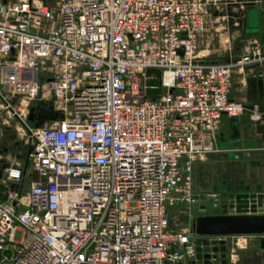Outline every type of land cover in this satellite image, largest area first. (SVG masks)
<instances>
[{
  "label": "built area",
  "instance_id": "obj_1",
  "mask_svg": "<svg viewBox=\"0 0 264 264\" xmlns=\"http://www.w3.org/2000/svg\"><path fill=\"white\" fill-rule=\"evenodd\" d=\"M237 4L0 0V113L31 141L25 169L6 163L0 180V264L194 258L198 237L169 229L168 206H198L196 217L209 216L203 200L218 208L221 195L193 193L191 165L223 151L222 115L264 127V104L229 96L234 75L264 81V36L245 38L242 53L224 62L198 49L209 16L229 19ZM37 101L62 118L34 128L27 117Z\"/></svg>",
  "mask_w": 264,
  "mask_h": 264
},
{
  "label": "rangeland",
  "instance_id": "obj_2",
  "mask_svg": "<svg viewBox=\"0 0 264 264\" xmlns=\"http://www.w3.org/2000/svg\"><path fill=\"white\" fill-rule=\"evenodd\" d=\"M209 25L199 42L205 44L204 40L209 41V49L213 51L209 56L212 61L224 62L228 58L237 57L242 53L245 42L244 35L236 39L235 42L230 39V49L223 51L218 46L217 35H214L212 28L210 30ZM225 41L227 40L225 39ZM198 49L201 50L203 47ZM237 77L239 76H233V88L235 87L234 80L238 79ZM259 100L261 101L254 103L264 104L263 96ZM239 126L238 140L230 141L218 135L217 142L223 151L209 154L203 159L192 162L193 193L201 196L218 194L222 197L218 208L214 209L207 200L202 201L204 206L208 208L209 216L251 214L259 202L264 203V127L252 123L248 116L241 117ZM0 142V160L11 166H20L25 169L26 154L31 147L26 129L18 124H14L9 129L3 128V136ZM27 183L28 178L25 175L22 183L23 189L26 188ZM237 195L246 196L237 202ZM197 213L198 206L193 208L186 203H175L168 206L169 229L175 232L190 230L191 218L196 217ZM260 252L252 247L241 263L243 264L245 261V264H257L259 261L264 264V253Z\"/></svg>",
  "mask_w": 264,
  "mask_h": 264
},
{
  "label": "water",
  "instance_id": "obj_3",
  "mask_svg": "<svg viewBox=\"0 0 264 264\" xmlns=\"http://www.w3.org/2000/svg\"><path fill=\"white\" fill-rule=\"evenodd\" d=\"M242 3V7L247 4ZM253 2V1H250ZM239 9V4L236 6ZM230 22L232 18H238V22L246 24L245 19L239 20L240 13L229 12ZM180 52H182L180 50ZM152 78L146 81L150 96L157 95L158 79L157 72L151 71ZM232 96L231 94L229 95ZM262 108H260V111ZM62 118V114L53 109L51 102L37 101L30 107L28 121L34 128L41 127L45 122L56 121ZM240 126L238 117L228 118L225 114L221 117L220 136L237 140L239 138ZM3 170L0 169V180ZM6 188L0 183V198L6 200ZM4 192V193H3ZM246 195H237V202ZM253 196V195H252ZM191 232L198 237L195 241L194 258L187 264H230L228 263V247L224 240H208L206 237H230V236H255L264 235V203L259 202L258 206L252 210L251 214H233V215H213L198 216L191 219Z\"/></svg>",
  "mask_w": 264,
  "mask_h": 264
},
{
  "label": "crops",
  "instance_id": "obj_4",
  "mask_svg": "<svg viewBox=\"0 0 264 264\" xmlns=\"http://www.w3.org/2000/svg\"><path fill=\"white\" fill-rule=\"evenodd\" d=\"M237 2L245 3H253L251 5H246L245 7H239V9L232 8V13H240L239 20L245 19L246 24L238 22V18H232V23L230 19L225 18V13H216L213 12L211 16H209L207 21L208 25L213 29L214 35L218 38V46L222 48V50H226L230 48V39L233 42L236 39L240 38L244 35L245 38L247 37H263L264 36V0H236ZM253 1V2H250ZM204 36V35H203ZM202 36V37H203ZM201 38V37H200ZM199 38V39H200ZM225 39L227 41H225ZM205 41V44H202L198 40V48L203 47L200 51L208 56V59L211 60L209 57L213 51L209 49V41ZM202 40V42L204 43ZM229 42L228 45H226ZM203 46H202V45ZM201 45V46H200ZM229 47V48H228ZM238 79L234 80L235 87H232L231 91V98L235 101L244 102V103H254L256 101H261L259 99H264V81L261 84L260 81H247L246 83L242 82L239 77ZM261 97V98H260ZM247 116V115H242ZM238 117V122L241 117ZM14 122H11L9 125L4 124V119L2 114L0 113V139L3 136V128H11ZM32 124V123H31ZM227 139V138H226ZM230 141H235L228 139ZM238 140V139H237ZM1 145V142H0ZM0 157H1V146H0ZM245 237V246H239V236H231L226 239V244L228 247V263L232 264H242V260L245 259L246 255L248 254V250L252 247L257 249V251H261L260 253H264V235H255V236H243ZM233 238V239H232ZM232 239V241H231ZM238 246V247H237ZM231 258L233 262H230L229 259ZM188 260V259H187ZM182 264H187L186 260L182 262ZM245 264V261L243 262ZM257 264H261V262H257Z\"/></svg>",
  "mask_w": 264,
  "mask_h": 264
},
{
  "label": "flooded vegetation",
  "instance_id": "obj_5",
  "mask_svg": "<svg viewBox=\"0 0 264 264\" xmlns=\"http://www.w3.org/2000/svg\"><path fill=\"white\" fill-rule=\"evenodd\" d=\"M5 167H6V163L4 161L0 160V169H2L4 171Z\"/></svg>",
  "mask_w": 264,
  "mask_h": 264
}]
</instances>
